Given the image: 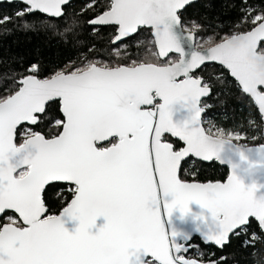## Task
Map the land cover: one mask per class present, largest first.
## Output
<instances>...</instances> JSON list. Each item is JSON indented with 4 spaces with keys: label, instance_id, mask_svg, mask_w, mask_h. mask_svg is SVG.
I'll return each instance as SVG.
<instances>
[{
    "label": "snow or ice",
    "instance_id": "snow-or-ice-1",
    "mask_svg": "<svg viewBox=\"0 0 264 264\" xmlns=\"http://www.w3.org/2000/svg\"><path fill=\"white\" fill-rule=\"evenodd\" d=\"M18 2L0 27L27 31L37 26L30 17L56 18L62 23L39 24L56 27L83 62L0 71V214H16L0 223V264H227L214 251L189 256L193 246L166 230L165 212L188 215L193 203L206 212V244L222 253L243 236L242 246L254 248L261 237L248 235L253 223L264 233V181L255 179L264 175V144L239 143L240 126L205 125L214 84L196 72L221 65L264 118V8L242 0L247 30L213 38L189 13L196 0H88L79 14L66 11L69 0ZM109 27L108 47H97ZM142 29L152 34L148 59L88 58L127 55L125 41ZM53 106L63 116L56 130L34 131ZM192 157L227 164L230 175L188 182L180 173ZM56 189L70 199L50 214Z\"/></svg>",
    "mask_w": 264,
    "mask_h": 264
},
{
    "label": "trees",
    "instance_id": "trees-1",
    "mask_svg": "<svg viewBox=\"0 0 264 264\" xmlns=\"http://www.w3.org/2000/svg\"><path fill=\"white\" fill-rule=\"evenodd\" d=\"M88 1L73 0L67 5L66 11L69 14H79L81 8ZM101 5L108 2V0H96ZM248 4L253 7L264 8V0H248ZM243 6L242 0H198L189 9L192 18L198 17L206 26V34L213 36V38L220 37L235 33L237 31L247 30V21L240 13V8ZM22 5L15 1L13 3L2 2L0 3V15L13 14L16 10L21 8ZM91 12L88 17H82L81 22L90 18ZM188 14L186 13V16ZM29 19L37 21V26L32 30H21L17 24H6L0 27V71L4 70L5 66H10L15 69L17 73H23L26 64L31 61L35 63L40 61L45 68H54L57 65L63 67L73 61L83 62L81 54L71 45H66L61 42L60 37L56 34L58 29L56 27L48 28L42 26L39 21H45L52 25H59L62 22L56 18H49L43 14H37L35 17ZM8 30H11L10 32ZM113 28H106L103 30V42H98L97 47L107 48L108 37L112 36ZM84 38H88V33H84ZM152 39L151 33L147 29L139 30L130 40H126L127 55L122 53L121 57L107 56L103 52L89 56V59L103 60L110 63L117 62H131V60L141 58L148 59L147 53L151 49L148 43ZM172 58L175 55L171 54ZM196 76L207 79L214 84L213 94L205 99V103L209 105L207 111L204 113V121L207 126L211 121L218 127L224 129H232L234 126H240L242 135L245 137L239 143L248 146L258 145L264 142L261 137L263 124L258 109L246 99L243 93L236 86L228 72L217 64H207L196 72ZM2 94V90H0ZM63 119L57 106H53V111L49 113V119L44 124L34 131H39L41 128L45 132L55 131L56 120ZM29 126H25L27 128ZM25 129H21L23 132ZM215 131V129H213ZM255 137V139H251ZM19 139V138H18ZM170 142L177 143L182 146L179 141L173 140L169 137ZM228 174V170L224 166H220L216 162L204 163L193 158L188 159L187 164L183 165L181 170V177L187 181L206 182L208 180L223 181ZM48 199L52 202V213L58 214L61 206L66 199H70L66 191L56 189L49 191ZM12 216L13 213H6L4 217L0 218V223L4 218ZM252 232H256L258 237H261L255 243V247L242 246V240L234 239L232 245L226 248L222 253L213 245H204L200 240L195 237L192 240L194 246L189 251V256L195 257L197 251L200 249L205 252H216L217 257L220 255L227 256V264H257V261L264 258V235L258 230L255 222L249 230V236ZM199 246L197 248L196 246ZM196 247V248H195Z\"/></svg>",
    "mask_w": 264,
    "mask_h": 264
},
{
    "label": "water",
    "instance_id": "water-1",
    "mask_svg": "<svg viewBox=\"0 0 264 264\" xmlns=\"http://www.w3.org/2000/svg\"><path fill=\"white\" fill-rule=\"evenodd\" d=\"M15 1H18V0H15ZM70 1H72V0H69V2ZM196 1H198V0H196ZM2 2H7V0H0V3H2ZM151 36H152V34H151ZM174 55H176V54H174ZM213 64H217V63H213ZM217 65H219V64H217ZM219 66H221V65H219ZM229 76H230V74H229ZM232 79L234 80V78H232ZM61 115H62V113H61ZM183 115H184L183 113H178L177 114V118H181ZM260 116H261V114H260ZM261 121H262V124H263L262 131H264V118H262V116H261ZM169 137L172 138L173 140H176V138H174V137H171V136H169ZM180 144L182 145V142H180ZM261 144H264V142L261 143ZM258 145H260V144H258ZM258 145H251V146H258ZM192 158L195 159V160L201 161L198 158H195V157H192ZM201 162H204V161H201ZM204 163H210V162H204ZM216 163L219 164L220 166L226 167L227 170H228V174H227L226 178L223 181H221V182H224V181L227 180L228 175H230V169L227 166V164H220L218 162H216ZM243 178H244L245 183H250L253 180V177L247 176V175L244 176ZM255 179L257 181H264V175L257 176V177H255ZM188 182H193V181H188ZM195 182H197V181H195ZM262 191H264V190H262ZM257 194L259 195L260 192H258ZM169 199H170V197H169ZM191 209H192V212L189 213L188 215H182L177 210V211H174L172 213L171 217H168L167 214H166V212H165V216H164V226H165L166 230L169 232V234H171L173 232L176 233V235L173 237V239L177 243H187V244H190V242L195 237H197L200 240L201 243H203L204 245H208V244L205 243V231H206V229L204 228V226L199 221V218L201 217V214L202 213L206 214V212H204V210H202L200 208V206L197 205V204H195V203H193L191 205ZM9 212L15 214L13 212V210H6L5 211V213H9ZM5 213L0 214V218ZM209 223H211L210 219H209ZM262 234L264 235V233H262Z\"/></svg>",
    "mask_w": 264,
    "mask_h": 264
},
{
    "label": "flooded vegetation",
    "instance_id": "flooded-vegetation-1",
    "mask_svg": "<svg viewBox=\"0 0 264 264\" xmlns=\"http://www.w3.org/2000/svg\"><path fill=\"white\" fill-rule=\"evenodd\" d=\"M72 1H73V0H72ZM72 1H70V2H72ZM85 1H88V0H85ZM70 2H69V3H70ZM69 3H68V4H69ZM150 33H151V32H150ZM133 36H134V35H133ZM173 55H174V54H173ZM9 213H10V212H9ZM5 214H6V213H5ZM5 214H4L2 217H4ZM14 215H15V214H14ZM15 216H16V215H15ZM2 217H1V218H2ZM4 219H6V218H4ZM4 219H3V222H4ZM190 245L194 246V244L192 243V241L190 242ZM191 249H192V248H191Z\"/></svg>",
    "mask_w": 264,
    "mask_h": 264
},
{
    "label": "rangeland",
    "instance_id": "rangeland-1",
    "mask_svg": "<svg viewBox=\"0 0 264 264\" xmlns=\"http://www.w3.org/2000/svg\"><path fill=\"white\" fill-rule=\"evenodd\" d=\"M7 221V218L6 219H4V222H6ZM196 248V247H195Z\"/></svg>",
    "mask_w": 264,
    "mask_h": 264
}]
</instances>
